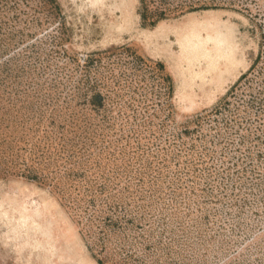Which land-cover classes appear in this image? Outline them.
Masks as SVG:
<instances>
[{"label": "rangeland", "instance_id": "374dc122", "mask_svg": "<svg viewBox=\"0 0 264 264\" xmlns=\"http://www.w3.org/2000/svg\"><path fill=\"white\" fill-rule=\"evenodd\" d=\"M150 1L0 0V264H264V0Z\"/></svg>", "mask_w": 264, "mask_h": 264}, {"label": "trees", "instance_id": "16d2710c", "mask_svg": "<svg viewBox=\"0 0 264 264\" xmlns=\"http://www.w3.org/2000/svg\"><path fill=\"white\" fill-rule=\"evenodd\" d=\"M142 3V9L140 13V18L142 22H145L147 19H149L152 16H155V20L150 22L151 26L156 25L157 22L163 20L168 13L175 11V9L172 10H162L159 8H155L153 11H150L149 5L151 3L150 0H140ZM189 10H192V8H189ZM253 66H251L252 68Z\"/></svg>", "mask_w": 264, "mask_h": 264}, {"label": "bare ground", "instance_id": "6f19581e", "mask_svg": "<svg viewBox=\"0 0 264 264\" xmlns=\"http://www.w3.org/2000/svg\"><path fill=\"white\" fill-rule=\"evenodd\" d=\"M19 220H23V219H19ZM44 221V220H43ZM26 221L24 220L23 223H25ZM48 236V227L45 225V226H42V238H46ZM48 239V238H47ZM46 239V240H47ZM47 242H49V240H47ZM0 263H2L1 259H0Z\"/></svg>", "mask_w": 264, "mask_h": 264}]
</instances>
